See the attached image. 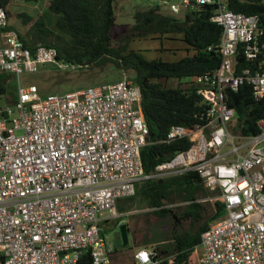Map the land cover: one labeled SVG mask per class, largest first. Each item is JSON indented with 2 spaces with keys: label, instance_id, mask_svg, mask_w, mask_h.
<instances>
[{
  "label": "built area",
  "instance_id": "1",
  "mask_svg": "<svg viewBox=\"0 0 264 264\" xmlns=\"http://www.w3.org/2000/svg\"><path fill=\"white\" fill-rule=\"evenodd\" d=\"M155 1L171 15L214 5L221 35L207 47L218 65L191 78L206 104L202 122L170 128L166 140L189 146L153 175L141 163L148 127L139 86L124 78L46 95L22 86L20 75L44 64H88L59 57L54 46H25L0 5V75L17 79L14 103L0 107V264H112L102 223L118 217V199L134 195L143 179L190 170L224 204L194 247L199 264H264V119L257 133L234 134L235 111L225 101L244 84L264 98V30L257 16L223 0ZM156 254L139 246L132 262L161 264Z\"/></svg>",
  "mask_w": 264,
  "mask_h": 264
},
{
  "label": "trees",
  "instance_id": "2",
  "mask_svg": "<svg viewBox=\"0 0 264 264\" xmlns=\"http://www.w3.org/2000/svg\"><path fill=\"white\" fill-rule=\"evenodd\" d=\"M13 1L0 0L8 20L12 15L9 6ZM223 1L234 12L257 16L258 26L264 30V0ZM114 3L115 0H48L44 16L47 18L48 15L49 27L32 20L25 13L18 14L23 24L31 22L35 26L30 40L9 23L7 28L16 30L25 46H54L59 57L65 60L86 63L92 67L111 64L117 69L133 71L131 80L140 88L141 111L148 127V140L140 151L141 163L145 174L153 175L158 164L170 161L176 150L189 146L185 140H166L170 128L174 125L192 127L202 122L206 104L191 78L211 71L218 65L219 54L207 50V47L219 41L221 27L211 20L212 4L184 12L182 19L163 13L155 5L137 11L134 14L135 23L123 37L124 42L114 45ZM172 33L180 34L186 53L178 60L146 59L140 51L127 49L133 37L149 34L163 37ZM5 77V74L0 75V93L5 89ZM187 78L191 81L185 82V87L166 83L168 80L182 83L180 81ZM225 101L235 111L230 126L234 134L249 135L259 131L257 122L264 119V98L255 99L251 88L244 84L236 91H227ZM207 194L214 196L216 193L203 185L196 171L190 170L141 180L135 186L134 195L118 199L116 208L118 212L133 209L131 203L123 201L127 199L135 201L137 206L151 209L150 213L156 217H168L172 223V242L170 247L156 246L153 249L157 253L156 258L166 255L161 264H196L194 247L199 243L201 233L224 212L223 202L215 198V209L205 219L206 207L197 200ZM177 200L188 203L173 209L169 204ZM183 220H189L190 226L181 233H175ZM171 255L172 262L169 263L166 259Z\"/></svg>",
  "mask_w": 264,
  "mask_h": 264
},
{
  "label": "rangeland",
  "instance_id": "3",
  "mask_svg": "<svg viewBox=\"0 0 264 264\" xmlns=\"http://www.w3.org/2000/svg\"><path fill=\"white\" fill-rule=\"evenodd\" d=\"M47 2L48 0H14L9 6L12 15L9 17L8 23L30 40L33 31H35V26L31 22L27 25L23 24L22 17L18 14L25 13L32 20L49 27L50 20L48 19V15L47 18L44 16ZM155 5H158V2L155 0H115L116 25L112 29L113 44L118 45L124 42L123 37L135 23L134 14L137 11H143ZM160 11L163 13L167 12L164 8L160 9ZM182 15L183 13H178L176 16L182 19ZM183 48L184 45L180 40L179 33H172L171 35L163 37H159L156 34H149L145 37H133L127 45V49L140 51L146 59H161L164 61H175L183 57L186 54ZM5 75V89L4 92L0 93V107L12 105L17 94V79L10 74ZM133 75L132 70L117 69L111 64H106L103 67L87 66L74 70H60L52 64H44L36 72L22 73L19 79L22 86L35 84L39 94L46 95L81 89L87 86L124 78L132 79ZM190 81L191 79L187 78L182 79L180 81L182 83H178L177 80H168L166 83L171 86L185 87L187 85L185 82ZM123 201L126 204L131 203L133 209L124 212H118L116 210L118 217L102 223L107 242L115 247L111 256L112 264H133L132 255L139 246L153 250L156 246L166 248L170 245L172 242V223L168 217H156L150 213L151 209L137 206L135 201L132 202L127 199H123ZM197 201L205 205L206 219L215 209V197L207 194ZM187 203L177 200L169 205L175 209L177 207H183ZM123 223L128 229L127 242L123 245H118L116 235L119 233L120 225ZM189 226V220H183L180 227L175 229V233H181L183 229ZM162 256L164 257L166 255ZM198 259V251H195L196 264H199Z\"/></svg>",
  "mask_w": 264,
  "mask_h": 264
},
{
  "label": "water",
  "instance_id": "4",
  "mask_svg": "<svg viewBox=\"0 0 264 264\" xmlns=\"http://www.w3.org/2000/svg\"><path fill=\"white\" fill-rule=\"evenodd\" d=\"M116 242L118 245H123L127 242V231L124 223L120 225V231L116 235Z\"/></svg>",
  "mask_w": 264,
  "mask_h": 264
}]
</instances>
